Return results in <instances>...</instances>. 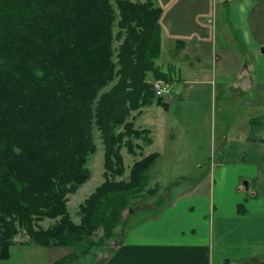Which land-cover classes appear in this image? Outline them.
Instances as JSON below:
<instances>
[{"label": "trees", "instance_id": "trees-1", "mask_svg": "<svg viewBox=\"0 0 264 264\" xmlns=\"http://www.w3.org/2000/svg\"><path fill=\"white\" fill-rule=\"evenodd\" d=\"M161 17L152 0H0V262L21 230L27 244L74 249L55 264L109 253L158 159L136 161L127 175L119 150L128 118L155 100L148 79L175 81L157 64ZM95 124L106 179L77 221L64 197L91 176ZM45 218L58 222L44 229Z\"/></svg>", "mask_w": 264, "mask_h": 264}, {"label": "crops", "instance_id": "crops-1", "mask_svg": "<svg viewBox=\"0 0 264 264\" xmlns=\"http://www.w3.org/2000/svg\"><path fill=\"white\" fill-rule=\"evenodd\" d=\"M152 1L162 9L161 57L167 44L182 54L180 64L185 67L183 70L182 66L169 62L164 69L173 70L177 76L171 83L172 95L181 85L179 94L196 95L198 100L211 99V103L216 101L220 106L225 122L212 138L213 151L208 158L211 167L207 170L220 185L230 173L228 178L235 182L236 191L226 199L220 198L219 204L213 201V197L196 201L181 196L166 202L162 211H153L155 215L145 217L133 226L126 222L125 228L119 232H123V236L109 253L100 255L104 259L98 258L94 264H264V192L252 189L251 184L255 179L264 178V138L256 135L260 130L254 129L250 117L246 120L247 127H238L236 120L241 112L251 108L257 94H264V42L248 30L231 31L227 24V28L221 30L225 45L221 46L220 52L222 49L224 52L216 55V61L210 65L208 30L217 26L218 9L207 8L204 0ZM228 2L224 3L230 6L227 20L231 21L230 12L238 4ZM237 17L251 20L243 15ZM191 37H196V41L188 39ZM238 48L243 56H233L232 52L236 53ZM191 53L197 54V58L189 59ZM239 100L245 101L243 107L230 111L234 118L230 121L228 110ZM156 104L153 106L165 107L167 113H164L169 114L168 105ZM153 119V122H161V118L154 114V108ZM165 120L167 126L169 119ZM154 127L153 124V132ZM263 128L260 133H264ZM235 130L236 135L233 134ZM234 142L252 143L255 154L263 163L248 161L246 157L235 160L230 154ZM153 153L158 154L157 164L163 155L158 151ZM244 167H250L251 173L243 170ZM197 168L203 170L204 164L198 162ZM162 169L159 166V170ZM177 175L181 178L184 173ZM192 180L196 178L192 177Z\"/></svg>", "mask_w": 264, "mask_h": 264}, {"label": "rangeland", "instance_id": "rangeland-1", "mask_svg": "<svg viewBox=\"0 0 264 264\" xmlns=\"http://www.w3.org/2000/svg\"><path fill=\"white\" fill-rule=\"evenodd\" d=\"M225 1L226 0H204L207 8L218 9L220 14L215 18L217 19V21H215L217 26L212 31L208 30V40L210 43L207 53L209 56L208 58L210 59V65L212 64V61H216V58H214L216 55L224 52V49L220 52L221 46L225 45L221 30L226 29L227 27H225V25L227 24L231 31L248 30L252 32L255 37L262 38L264 42V0H229V4L230 1L234 4H238L234 6L233 10L230 12L231 21L227 20V18H229V15L227 14H229L230 6H225ZM240 15L246 16L251 20L235 18ZM184 28L187 29L186 25ZM117 32L118 29L115 28V34H117ZM188 39L196 41L197 38L191 37ZM122 40H115L113 48L118 49ZM212 49H214L213 53ZM163 52L162 57L157 63L160 69L165 71L164 69H166V65L169 62H174L179 66H182L180 64L182 63V54L177 53L175 48L165 44ZM116 54L117 53H115V55ZM232 54L233 56H243L240 48H238L236 53L233 51ZM188 57L189 59L194 60L197 58V54L193 55L191 53L188 54ZM115 60L117 63L118 56ZM161 66H164L165 68ZM182 69L185 70V67L182 66ZM168 71H172V76L174 78L177 77L173 70L170 69ZM195 80L201 81L200 79ZM156 81L161 80H158L153 76L148 79V84L153 86L154 93V83ZM163 82L165 83V81ZM112 86L113 84L106 88L105 91H109ZM169 87L170 91L168 95L166 94V102L161 98L162 105H168L169 114L166 115L167 111L165 107H154L157 105V100L160 99L155 93V100L151 106L133 112L128 118V121H130L133 126L132 133L124 137L126 143L119 150L122 162H124L127 169V175L136 161L142 160L157 151L163 155L155 167H152L148 171L146 188L138 195L139 197L133 199L134 205L123 213L124 219L126 222L130 223L131 226L142 221L145 217H150L153 214L155 215L153 211H162V209L166 207V202H171L181 196L196 201L202 198L213 197V201L219 204L220 198L224 197L226 199L231 193L236 191L233 187L235 182L228 178L230 173L226 174V179L220 185V183L217 180H214L210 172L207 170L211 167L208 158L213 151L212 138L215 131L220 129L225 122V118L220 114V106L216 101L211 103V99L198 100L196 95L187 96L179 94L178 90L181 88V85H179V88H175L172 95L173 85L170 83ZM103 92L104 91H102V93ZM260 94L256 95L258 97L252 104L251 108L248 111L246 109L241 112L238 118H236L238 127H247L248 122H246V120H248V117L253 120L254 129L261 131V128L264 127V94ZM37 98L38 97H36V99ZM239 101L240 102H238V104L231 110L227 109V117L230 118V121L234 120V118L231 117L230 111L243 107L245 101ZM153 108L154 114L161 118V122H153ZM165 118V122L169 119L167 126L164 124ZM153 124L155 125L154 132ZM93 131L97 150L89 156L88 167L91 170V176L76 192L65 193L64 197L73 219L77 221L80 205L84 203L85 200L93 194L97 187L103 184L106 179L104 168L105 151L102 135L96 124L94 125ZM236 131L237 130L233 132L234 135L237 134ZM260 131H256V135L260 137L263 136L264 138V133H260ZM128 142H130V145H128ZM234 143L235 147L230 150V154L235 160L240 159L241 157H246L248 161H263L261 157L255 154L256 150L252 147V143L249 142L247 145H242L241 143L236 142ZM198 162L204 164L203 170L197 168ZM159 166L163 169L159 170ZM243 170L251 173L250 167H244ZM179 172H183L184 176L188 178H184V176L181 178L178 177L177 174ZM192 177H195L196 180H192ZM215 182L216 186L214 187ZM251 184L252 189L264 192L263 177L258 181H256V179L253 180ZM153 190L154 192L158 190V194L156 197H149L152 195ZM246 205H248V203ZM56 222H58V219L45 218L44 221L39 223V225L44 229H49ZM121 231L122 228H120L119 232ZM122 233L118 234L116 241L123 236ZM29 241V237L23 230H21L14 238V243L9 249L11 255L10 258L1 261L0 264H49L52 261L57 262L74 252V249L69 247L46 248L34 243L27 244L26 242ZM113 246L114 243L109 248V251L113 249ZM99 255L100 254H97L96 257L90 256L88 258H82L79 263L74 264H94L99 261L98 258L104 259V257H100Z\"/></svg>", "mask_w": 264, "mask_h": 264}, {"label": "built area", "instance_id": "built-area-1", "mask_svg": "<svg viewBox=\"0 0 264 264\" xmlns=\"http://www.w3.org/2000/svg\"><path fill=\"white\" fill-rule=\"evenodd\" d=\"M166 83H164L163 81H156L154 83V90L156 93V96L158 98H163V100H165L166 102V96L169 94L170 91V87L169 85H167ZM167 94V95H166Z\"/></svg>", "mask_w": 264, "mask_h": 264}, {"label": "bare ground", "instance_id": "bare-ground-1", "mask_svg": "<svg viewBox=\"0 0 264 264\" xmlns=\"http://www.w3.org/2000/svg\"><path fill=\"white\" fill-rule=\"evenodd\" d=\"M161 99V98H160Z\"/></svg>", "mask_w": 264, "mask_h": 264}]
</instances>
